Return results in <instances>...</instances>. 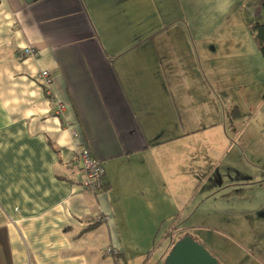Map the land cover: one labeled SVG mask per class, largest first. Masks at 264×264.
<instances>
[{
    "label": "crops",
    "instance_id": "obj_1",
    "mask_svg": "<svg viewBox=\"0 0 264 264\" xmlns=\"http://www.w3.org/2000/svg\"><path fill=\"white\" fill-rule=\"evenodd\" d=\"M205 4L0 0V264H136L133 238L177 214L178 189L219 193L226 169L212 174L228 165L241 176L226 187L244 192L239 241L220 264H264V155L237 144L243 129L222 127L220 76L196 59L210 43L189 30L201 27ZM24 47L38 56L21 58ZM82 146L105 169L100 192L80 188ZM109 246L119 254L106 255ZM167 246L153 264H164Z\"/></svg>",
    "mask_w": 264,
    "mask_h": 264
},
{
    "label": "rangeland",
    "instance_id": "obj_2",
    "mask_svg": "<svg viewBox=\"0 0 264 264\" xmlns=\"http://www.w3.org/2000/svg\"><path fill=\"white\" fill-rule=\"evenodd\" d=\"M262 1L205 0L206 4L198 19L201 27H189L194 41L198 40V36L203 43H210L207 44L210 50H206V54L205 51L196 53V59L200 69L210 68L215 75L220 76L222 89L217 86L214 94L220 116L225 117L222 127L229 134H234L232 127L235 131L243 129L237 144L245 152L249 150V155L256 151L264 155V60L249 29L250 23L261 20L257 16L256 7ZM185 9L186 18L189 11L188 7ZM195 45L198 48L203 46L197 43ZM231 113L239 115L232 119ZM259 164L264 167V157ZM196 166L202 175L204 172H201V168L205 167L201 164ZM219 169H226L225 175L229 180L223 178L220 181L225 189L218 188L217 190L221 189L219 193L207 198L205 197L209 192L206 193L203 188L199 191L195 187L186 186L178 189V195L183 198V202L177 214L158 222L153 221L155 227L151 236L133 238L134 251L130 254L134 263L153 264L165 249L166 242L167 250L171 248L169 239L184 235H189L204 246L219 264L222 262L226 251L239 241V201L244 191L226 187L233 185L236 178L241 176L239 169L230 165L220 166L212 174L215 179L220 178L217 174ZM184 172L187 175L188 172ZM194 172H197L195 168L190 169V173ZM204 175L206 173L201 177ZM250 190L247 189L245 194L247 198L252 194ZM171 224L178 228L179 236L171 234L173 229H168Z\"/></svg>",
    "mask_w": 264,
    "mask_h": 264
},
{
    "label": "built area",
    "instance_id": "obj_3",
    "mask_svg": "<svg viewBox=\"0 0 264 264\" xmlns=\"http://www.w3.org/2000/svg\"><path fill=\"white\" fill-rule=\"evenodd\" d=\"M38 50L33 47H24L20 50L19 56L21 58L37 57ZM37 78L43 82L47 87L51 81L48 71L43 70L37 75ZM57 110L59 113L63 110V105L58 103ZM76 136L77 132L72 131ZM75 171L81 175L80 188L91 193L100 192L105 185V169L102 162L97 159L91 152L89 147H78L75 151ZM108 218L106 216L97 217V221H105ZM106 255H117L119 250L115 247L109 246L105 250Z\"/></svg>",
    "mask_w": 264,
    "mask_h": 264
},
{
    "label": "water",
    "instance_id": "obj_4",
    "mask_svg": "<svg viewBox=\"0 0 264 264\" xmlns=\"http://www.w3.org/2000/svg\"><path fill=\"white\" fill-rule=\"evenodd\" d=\"M164 264H219L201 244L189 235L179 238L167 253Z\"/></svg>",
    "mask_w": 264,
    "mask_h": 264
},
{
    "label": "trees",
    "instance_id": "obj_5",
    "mask_svg": "<svg viewBox=\"0 0 264 264\" xmlns=\"http://www.w3.org/2000/svg\"><path fill=\"white\" fill-rule=\"evenodd\" d=\"M262 18L260 21H255L250 23V33L258 47V50L264 60V1L261 4ZM181 236L170 239V245H172L179 239ZM171 249V248H170Z\"/></svg>",
    "mask_w": 264,
    "mask_h": 264
},
{
    "label": "flooded vegetation",
    "instance_id": "obj_6",
    "mask_svg": "<svg viewBox=\"0 0 264 264\" xmlns=\"http://www.w3.org/2000/svg\"><path fill=\"white\" fill-rule=\"evenodd\" d=\"M171 235H169V237H170Z\"/></svg>",
    "mask_w": 264,
    "mask_h": 264
}]
</instances>
